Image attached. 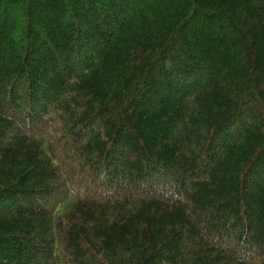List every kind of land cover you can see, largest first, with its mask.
<instances>
[{
    "label": "trees",
    "instance_id": "16d2710c",
    "mask_svg": "<svg viewBox=\"0 0 264 264\" xmlns=\"http://www.w3.org/2000/svg\"><path fill=\"white\" fill-rule=\"evenodd\" d=\"M0 264H264V0H0Z\"/></svg>",
    "mask_w": 264,
    "mask_h": 264
},
{
    "label": "rangeland",
    "instance_id": "374dc122",
    "mask_svg": "<svg viewBox=\"0 0 264 264\" xmlns=\"http://www.w3.org/2000/svg\"><path fill=\"white\" fill-rule=\"evenodd\" d=\"M59 212H61V210H59Z\"/></svg>",
    "mask_w": 264,
    "mask_h": 264
}]
</instances>
